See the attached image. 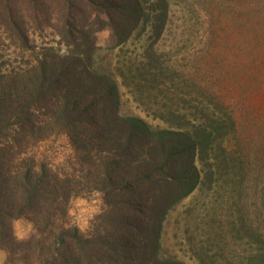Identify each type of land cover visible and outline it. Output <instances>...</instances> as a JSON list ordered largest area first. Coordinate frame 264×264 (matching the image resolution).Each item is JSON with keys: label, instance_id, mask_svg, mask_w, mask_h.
Instances as JSON below:
<instances>
[{"label": "trees", "instance_id": "1", "mask_svg": "<svg viewBox=\"0 0 264 264\" xmlns=\"http://www.w3.org/2000/svg\"><path fill=\"white\" fill-rule=\"evenodd\" d=\"M196 1L0 0L5 264H187L163 254L169 212L202 183V167L220 153L229 160L232 137L257 128L264 140V0H215L219 13L206 26L212 49L199 41V50L171 59L159 53L175 6L196 10ZM104 30L113 49L142 38L147 45L129 63L102 66ZM117 75L161 124L121 113ZM62 136L59 160L43 146ZM244 148L236 140L242 166ZM94 192L103 208L84 232L69 206ZM22 217L34 229L19 240L14 222ZM259 236L263 253L251 254L250 264H264L263 230Z\"/></svg>", "mask_w": 264, "mask_h": 264}, {"label": "rangeland", "instance_id": "2", "mask_svg": "<svg viewBox=\"0 0 264 264\" xmlns=\"http://www.w3.org/2000/svg\"><path fill=\"white\" fill-rule=\"evenodd\" d=\"M196 2V10L186 2L175 6L169 30L154 47L159 53L165 52L162 55L171 59L180 51L199 50V41L205 51L212 49L206 26L215 21L219 11L214 9L215 0ZM220 26L228 33V14L221 18ZM220 31L223 35L222 28ZM112 40L108 30L98 34L97 61L102 66L120 67L129 63L130 58L134 60L147 45L146 38H142L113 49ZM226 41L228 43V36ZM220 46L226 47V44L223 42ZM117 76L121 113L140 115L153 125L161 124L148 113L145 97L136 92L128 79ZM259 131L251 129L250 137L239 132L237 138L232 137L229 141V160L220 153L211 161L212 167L201 166L202 183L169 212L164 222L161 239L164 256L187 264H250L247 258L251 254L263 253L259 234L264 231V140ZM236 140L245 146L242 150L247 162L243 166L239 164ZM56 141H49L43 149L50 150L54 158L62 160L66 155L67 139L62 136ZM225 146L228 148V139ZM102 208V196L94 192L73 197L69 212L73 222L87 232ZM33 229L34 223L26 217L14 222V232L19 240L26 239ZM6 258V250L0 247V264H5Z\"/></svg>", "mask_w": 264, "mask_h": 264}]
</instances>
